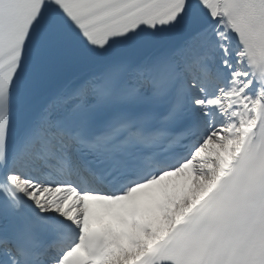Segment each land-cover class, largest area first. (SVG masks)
Masks as SVG:
<instances>
[{"label": "snow or ice", "instance_id": "1", "mask_svg": "<svg viewBox=\"0 0 264 264\" xmlns=\"http://www.w3.org/2000/svg\"><path fill=\"white\" fill-rule=\"evenodd\" d=\"M0 264H264V0H0Z\"/></svg>", "mask_w": 264, "mask_h": 264}]
</instances>
